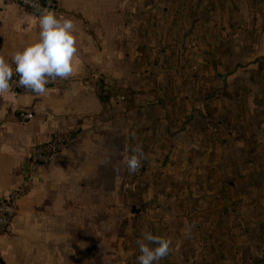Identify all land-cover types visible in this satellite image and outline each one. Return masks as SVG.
<instances>
[{"label": "rangeland", "instance_id": "obj_1", "mask_svg": "<svg viewBox=\"0 0 264 264\" xmlns=\"http://www.w3.org/2000/svg\"><path fill=\"white\" fill-rule=\"evenodd\" d=\"M146 10L149 45L128 67L140 82L111 78L112 100L98 98L114 115L118 184L134 186L123 161L142 143L134 189L162 192L164 215L188 221L161 264H264V57H251L264 0H148ZM188 105L207 124L192 134L169 125Z\"/></svg>", "mask_w": 264, "mask_h": 264}, {"label": "crops", "instance_id": "obj_2", "mask_svg": "<svg viewBox=\"0 0 264 264\" xmlns=\"http://www.w3.org/2000/svg\"><path fill=\"white\" fill-rule=\"evenodd\" d=\"M53 1L52 11L75 22L76 71L44 95L13 90L0 95L6 118L0 126V198L20 191L11 227L0 231V264H137L135 240L145 226L172 243L188 238L187 219L164 215L162 192L118 184L114 115L97 96L98 84L109 86L111 78L123 88L140 82L128 67L131 52L149 45L148 0ZM38 32L37 14L0 0V53L6 59ZM253 41L252 61L264 57V32ZM187 107V120L178 117L169 125L182 124L191 134L205 128V111ZM21 111L32 117L20 119ZM51 139L61 142L52 161L31 168V147ZM105 151L112 153L107 166L101 164ZM177 204H169V212Z\"/></svg>", "mask_w": 264, "mask_h": 264}, {"label": "clouds", "instance_id": "obj_3", "mask_svg": "<svg viewBox=\"0 0 264 264\" xmlns=\"http://www.w3.org/2000/svg\"><path fill=\"white\" fill-rule=\"evenodd\" d=\"M38 15V38L23 49L11 54V60L0 53V95L11 91L13 76H18L17 86L36 95H44L47 85L56 80H66L76 71L78 53L75 22L72 18L58 16L33 0H26ZM135 138V133L131 134ZM124 166L130 175L136 174L148 160L142 143L133 144ZM112 162V153L105 151L102 165ZM114 171H119L114 168ZM139 255L137 264H160L172 251V239L154 234L145 226L135 240Z\"/></svg>", "mask_w": 264, "mask_h": 264}, {"label": "built area", "instance_id": "obj_4", "mask_svg": "<svg viewBox=\"0 0 264 264\" xmlns=\"http://www.w3.org/2000/svg\"><path fill=\"white\" fill-rule=\"evenodd\" d=\"M12 1L26 11L37 14L31 5L29 3H26V0ZM33 2L38 3L43 8H47L50 10L54 7L53 0H33ZM18 79V76H13L11 81V90H13L14 92H27V90H25L24 88L17 86ZM63 85H65L64 81L58 79L56 81L50 82L47 85V88ZM120 98H123V96H120ZM18 116L20 119H29L32 117V113L29 111H21L19 112ZM5 123L6 118L0 114V126ZM60 145L61 142L59 140L51 139L32 146L29 153L27 154V160L29 161L31 168L35 169L37 167L49 164L52 161L54 155L59 150ZM27 178H29L28 175L26 176V179ZM19 196V189H13L8 192L6 196L0 198V231H7L11 227L17 212V200Z\"/></svg>", "mask_w": 264, "mask_h": 264}, {"label": "trees", "instance_id": "obj_5", "mask_svg": "<svg viewBox=\"0 0 264 264\" xmlns=\"http://www.w3.org/2000/svg\"><path fill=\"white\" fill-rule=\"evenodd\" d=\"M97 89H98V98L100 99V100H103V99H105L106 101L107 100H110L111 98H112V95L114 96V94H115V92L114 91H112L111 90V88H110V86H106V85H103V84H98V87H97ZM121 93H123V92H120L118 95L120 96H123V94H121ZM117 95V96H118ZM142 168V167H141ZM139 169V171L136 173V174H134V175H130L128 172V174H129V176L128 177H130L129 179H130V182H131V184L132 185H134V186H137V179L139 178V174H140V171L142 170V169ZM162 262H164V259L160 262V264L162 263ZM164 264H166V262L164 263Z\"/></svg>", "mask_w": 264, "mask_h": 264}]
</instances>
